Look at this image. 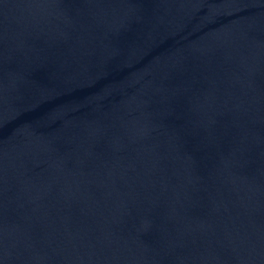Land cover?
<instances>
[{"label":"water","instance_id":"95a60500","mask_svg":"<svg viewBox=\"0 0 264 264\" xmlns=\"http://www.w3.org/2000/svg\"><path fill=\"white\" fill-rule=\"evenodd\" d=\"M0 264H264V0H0Z\"/></svg>","mask_w":264,"mask_h":264}]
</instances>
